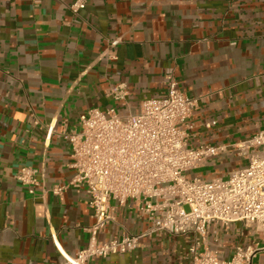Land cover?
I'll use <instances>...</instances> for the list:
<instances>
[{
  "label": "crops",
  "instance_id": "1",
  "mask_svg": "<svg viewBox=\"0 0 264 264\" xmlns=\"http://www.w3.org/2000/svg\"><path fill=\"white\" fill-rule=\"evenodd\" d=\"M75 1L0 0V264H65L55 242L72 256L88 245L95 220L87 193L43 189L70 182L71 150L61 135L90 109L137 114L143 101L165 97L173 77L198 100L191 148L238 144L264 128V0H86L78 15ZM113 88L124 90V101ZM226 160L194 172L202 177ZM23 167L37 172L34 194L15 179ZM111 205L116 221L101 241L149 230L139 203ZM240 232L239 224L218 228L225 259L249 244V232ZM193 244L147 235L131 254L88 264H192Z\"/></svg>",
  "mask_w": 264,
  "mask_h": 264
},
{
  "label": "built area",
  "instance_id": "2",
  "mask_svg": "<svg viewBox=\"0 0 264 264\" xmlns=\"http://www.w3.org/2000/svg\"><path fill=\"white\" fill-rule=\"evenodd\" d=\"M41 2L31 0L34 6ZM85 8L86 0H76L70 10L78 15ZM125 95L121 88L111 90L117 101H124ZM197 103L169 77L165 97L143 101L137 114L90 109L79 117L75 129L61 135L70 147L74 174L68 184L43 190L58 197L69 188L85 191L95 220L87 229L88 245L74 256L55 242L65 264L131 254L145 236L153 234L192 237V264H254L264 259V128L238 144L191 148L189 120ZM52 131L49 128V138ZM222 156L247 164L211 181L201 176L187 179V173ZM15 179L30 194L39 185L37 172L29 167L19 169ZM129 200L140 204L149 230L101 241L100 233L116 221L111 202L124 207ZM234 224L241 226L240 236L249 232L250 242L245 247L237 244L231 258L225 259L218 228L229 230ZM212 228L216 247L209 238Z\"/></svg>",
  "mask_w": 264,
  "mask_h": 264
},
{
  "label": "rangeland",
  "instance_id": "3",
  "mask_svg": "<svg viewBox=\"0 0 264 264\" xmlns=\"http://www.w3.org/2000/svg\"><path fill=\"white\" fill-rule=\"evenodd\" d=\"M246 164H247L246 161L235 159V158H233V156H230L229 160H226L223 163V165H219L217 168H213L212 171H209V172H207L205 170L204 171L205 174L202 176V178L206 181H211L216 177L226 176V175L230 174L231 172L238 170L241 167H245ZM214 172H216V173L214 174ZM196 176H197V174L195 172H189L186 174L187 179H192ZM229 258H231V257H228L226 259H229Z\"/></svg>",
  "mask_w": 264,
  "mask_h": 264
}]
</instances>
